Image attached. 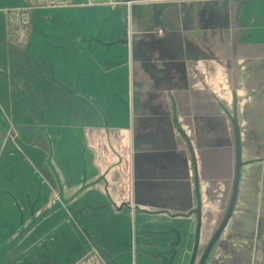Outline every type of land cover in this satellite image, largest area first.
<instances>
[{"label":"crops","instance_id":"0c3cea01","mask_svg":"<svg viewBox=\"0 0 264 264\" xmlns=\"http://www.w3.org/2000/svg\"><path fill=\"white\" fill-rule=\"evenodd\" d=\"M71 1L0 0V264H189L198 204L199 264L238 159L206 264H264V0Z\"/></svg>","mask_w":264,"mask_h":264},{"label":"water","instance_id":"95a60500","mask_svg":"<svg viewBox=\"0 0 264 264\" xmlns=\"http://www.w3.org/2000/svg\"><path fill=\"white\" fill-rule=\"evenodd\" d=\"M241 160L238 159L236 168H235V177H234V185H233V192H232V197L230 201L229 208L227 210V213L219 226L218 230L215 232L213 238L211 239L209 245L207 246L206 250L204 251L203 255L201 256L199 260V264H206L207 258L209 254L211 253L214 245L216 242L219 240L221 235L223 234L230 218L233 213V209L235 206L236 198H237V193H238V187H239V177H240V170H241ZM192 214H195L197 217V224H196V230H195V243H194V248L191 256V260L189 264H195L198 258V251H199V244H200V233H201V209L200 205L198 204V207L196 210L192 212ZM191 215V214H190ZM171 216V215H169ZM172 217H177L172 216Z\"/></svg>","mask_w":264,"mask_h":264},{"label":"built area","instance_id":"2783aa9c","mask_svg":"<svg viewBox=\"0 0 264 264\" xmlns=\"http://www.w3.org/2000/svg\"><path fill=\"white\" fill-rule=\"evenodd\" d=\"M71 6V0H40L39 6L41 7H63ZM86 5L88 6H109V7H120L122 5L121 0H86ZM131 4H127V7ZM11 24L15 27L22 25L19 16L11 18ZM25 28V27H24Z\"/></svg>","mask_w":264,"mask_h":264},{"label":"rangeland","instance_id":"374dc122","mask_svg":"<svg viewBox=\"0 0 264 264\" xmlns=\"http://www.w3.org/2000/svg\"><path fill=\"white\" fill-rule=\"evenodd\" d=\"M25 17H27V16H25ZM21 26H23V25H21ZM24 27H25V26H24ZM24 27L22 28L23 32H24V31H27L26 28H24Z\"/></svg>","mask_w":264,"mask_h":264}]
</instances>
